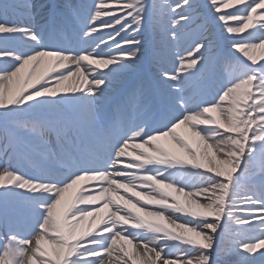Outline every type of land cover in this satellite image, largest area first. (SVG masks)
<instances>
[{"label": "snow or ice", "instance_id": "1", "mask_svg": "<svg viewBox=\"0 0 264 264\" xmlns=\"http://www.w3.org/2000/svg\"><path fill=\"white\" fill-rule=\"evenodd\" d=\"M34 11L0 0V264H264V0Z\"/></svg>", "mask_w": 264, "mask_h": 264}, {"label": "rangeland", "instance_id": "2", "mask_svg": "<svg viewBox=\"0 0 264 264\" xmlns=\"http://www.w3.org/2000/svg\"><path fill=\"white\" fill-rule=\"evenodd\" d=\"M83 0H31V3H33L34 6V15L36 16V19L39 23H46L48 19L49 12L55 11L56 13H60L63 11V7L66 4H75V3H81ZM199 3H207V0H198ZM108 6H112L109 4ZM117 9L114 8V11ZM258 26V25H257ZM216 29L219 31L221 36H226L227 34L224 33L223 28L220 27L219 23L217 22L215 24ZM142 56L143 52L146 49L147 43L149 41V45L151 44L152 40V33L149 29H145L143 35H142ZM221 46L225 53H227L230 50V45L226 43V41L221 42ZM135 65V64H134ZM137 67H141L142 63L138 62ZM150 67L152 69V61L150 62ZM136 67L134 68V70ZM142 73H145L144 71H141ZM136 74V73H135ZM131 72L124 73L118 80L116 87H123L125 91L128 93L136 84L135 81H137L138 77L136 78L137 74L135 76H131ZM127 81V82H126ZM114 91L109 93L108 99L106 101V106L111 111L114 104L120 100H122L126 95H123L122 97H117L116 94H114ZM114 94V95H113ZM115 99H118L117 101ZM115 100V101H114ZM22 119H26V117H21ZM0 147H2V142H0ZM8 160V156L0 155V166H2L6 161ZM40 161H37L39 163ZM0 170H2V167H0ZM195 181V180H194ZM193 181V182H194ZM84 183V182H81ZM229 264H232L231 261H229Z\"/></svg>", "mask_w": 264, "mask_h": 264}, {"label": "bare ground", "instance_id": "3", "mask_svg": "<svg viewBox=\"0 0 264 264\" xmlns=\"http://www.w3.org/2000/svg\"><path fill=\"white\" fill-rule=\"evenodd\" d=\"M143 57H144L145 62L142 63V66H141V67H137V66H136L137 64L132 65V68L134 69V68L136 67V69H135L134 71H131V75H130L129 77H131V76H135V75L137 74V76H135V77H136V78H137V77L139 78V76H140L141 74H143L141 71L146 72V71H148V70L151 69V67H150V62H151V44L149 45V41H148V43H147V46H146L145 51L143 52ZM135 73H136V74H135ZM126 82H127V81H126ZM135 82H136V81H135ZM114 94H116V98H117V97H122L123 95H126L127 92L125 91V89H124L123 87H116V88H115V92H114ZM114 94H113V95H114ZM115 100L117 101L118 99H115ZM115 100H114V101H115ZM21 119H22V118H21ZM131 159H132L131 157H128V158H126V161H130ZM176 178H177L178 180H184L186 177H185V175L178 174V175L176 176ZM189 179H190L192 182L195 180L194 177H189ZM81 184H83V183H81ZM74 191H75V190H72V191L69 193V196L72 195ZM101 215H103V214H101ZM89 219H90V218H89Z\"/></svg>", "mask_w": 264, "mask_h": 264}]
</instances>
